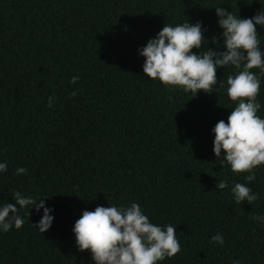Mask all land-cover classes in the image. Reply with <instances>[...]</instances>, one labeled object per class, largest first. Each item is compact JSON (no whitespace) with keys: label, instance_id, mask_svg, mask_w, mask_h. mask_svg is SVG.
I'll use <instances>...</instances> for the list:
<instances>
[{"label":"trees","instance_id":"16d2710c","mask_svg":"<svg viewBox=\"0 0 264 264\" xmlns=\"http://www.w3.org/2000/svg\"><path fill=\"white\" fill-rule=\"evenodd\" d=\"M219 6L252 18L264 0H0V162L8 164L0 207L20 191L44 199L54 217L42 233L34 224L43 209L21 210V229L0 230V264H95L78 250L76 220L133 202L177 229L181 251L159 264H264V223L250 218L264 216V166L249 183L213 151L212 130L235 107L226 79L237 70L219 68L223 89L193 97L147 78L139 54L166 23L186 21L202 22L208 41L194 52L226 51ZM257 100L264 119V77ZM233 182L259 199L236 204ZM217 233L222 246L210 242Z\"/></svg>","mask_w":264,"mask_h":264},{"label":"clouds","instance_id":"9594fccd","mask_svg":"<svg viewBox=\"0 0 264 264\" xmlns=\"http://www.w3.org/2000/svg\"><path fill=\"white\" fill-rule=\"evenodd\" d=\"M215 10L218 24L223 29L226 51L208 48L199 54L194 52L193 49H202L207 39L202 22L192 24L186 21L175 26L166 23L157 36L139 50V54L144 57L143 72L147 78L158 80L169 90L191 93L193 97L200 91L212 94L223 89L224 81H219L217 87L219 68L233 66L237 70L226 79L227 96L235 107L231 109L227 122L220 120L213 128V151L216 158L223 157L222 166L226 162L232 173L244 175L251 183L256 179V169L264 166V119L257 114L261 109L257 97L261 77H264V52L260 48V34L256 27H264V10L252 18L237 17L220 6ZM220 39L213 37L211 42L219 45ZM78 80L79 76H73L70 83L75 84ZM76 95L75 90L70 94L71 97ZM53 99L54 96L49 97V107H52ZM7 168V162H0V173L6 172ZM15 174H27V169L18 167ZM217 187L226 189L228 181H218ZM231 193L236 204L247 201L253 205L259 199L258 193H253L250 187L240 182H233ZM11 195L15 203L0 207V230L7 233L13 226L21 229L25 220L20 211L28 208L30 215L33 207L37 212L43 209V216L35 227L42 233L51 228L53 209L46 206L44 199L26 197L20 191ZM250 218L264 223V216L252 215ZM73 232L78 250L90 251L95 264H159L181 251L176 227L171 223L164 226L153 223L136 202L130 206L86 209L76 220ZM210 242L222 246L224 237L220 233L214 234Z\"/></svg>","mask_w":264,"mask_h":264}]
</instances>
